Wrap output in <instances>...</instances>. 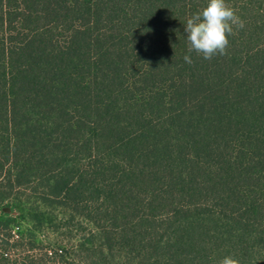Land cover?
Segmentation results:
<instances>
[{
	"label": "trees",
	"instance_id": "obj_1",
	"mask_svg": "<svg viewBox=\"0 0 264 264\" xmlns=\"http://www.w3.org/2000/svg\"><path fill=\"white\" fill-rule=\"evenodd\" d=\"M207 2L0 0V264H264V0L210 60Z\"/></svg>",
	"mask_w": 264,
	"mask_h": 264
},
{
	"label": "clouds",
	"instance_id": "obj_2",
	"mask_svg": "<svg viewBox=\"0 0 264 264\" xmlns=\"http://www.w3.org/2000/svg\"><path fill=\"white\" fill-rule=\"evenodd\" d=\"M187 34L188 53L195 52L204 59L226 55L229 46V36L234 34V29H243L244 21L229 6L227 0H208L207 5L184 25ZM184 61L191 64V55L186 54ZM219 264H238L231 255L224 256Z\"/></svg>",
	"mask_w": 264,
	"mask_h": 264
},
{
	"label": "rangeland",
	"instance_id": "obj_3",
	"mask_svg": "<svg viewBox=\"0 0 264 264\" xmlns=\"http://www.w3.org/2000/svg\"><path fill=\"white\" fill-rule=\"evenodd\" d=\"M18 215H19V212L15 208L9 206L8 204H0V218L7 217V216L16 217ZM20 227L26 230V228L29 226L27 225V223H22V222H19L18 220L15 223L14 232H19ZM39 236H40L39 238L47 239L50 237L51 239L53 238L54 235L50 231L46 230L44 233L42 232Z\"/></svg>",
	"mask_w": 264,
	"mask_h": 264
}]
</instances>
